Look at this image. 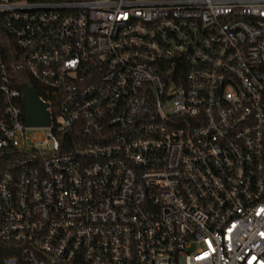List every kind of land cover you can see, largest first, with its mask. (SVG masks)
<instances>
[{
	"label": "built area",
	"instance_id": "obj_1",
	"mask_svg": "<svg viewBox=\"0 0 264 264\" xmlns=\"http://www.w3.org/2000/svg\"><path fill=\"white\" fill-rule=\"evenodd\" d=\"M0 264H264V0H0Z\"/></svg>",
	"mask_w": 264,
	"mask_h": 264
},
{
	"label": "water",
	"instance_id": "obj_2",
	"mask_svg": "<svg viewBox=\"0 0 264 264\" xmlns=\"http://www.w3.org/2000/svg\"><path fill=\"white\" fill-rule=\"evenodd\" d=\"M24 102L28 127H47L50 125L48 105L39 98L36 90L28 84L23 86Z\"/></svg>",
	"mask_w": 264,
	"mask_h": 264
},
{
	"label": "trees",
	"instance_id": "obj_3",
	"mask_svg": "<svg viewBox=\"0 0 264 264\" xmlns=\"http://www.w3.org/2000/svg\"><path fill=\"white\" fill-rule=\"evenodd\" d=\"M33 88L36 90L37 94L41 96V92L38 90V88L36 87V85H34L33 83H30Z\"/></svg>",
	"mask_w": 264,
	"mask_h": 264
}]
</instances>
